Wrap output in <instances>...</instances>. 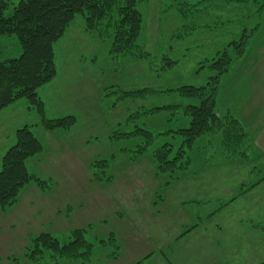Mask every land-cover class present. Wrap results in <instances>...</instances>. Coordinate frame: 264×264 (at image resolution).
<instances>
[{
	"label": "rangeland",
	"instance_id": "1",
	"mask_svg": "<svg viewBox=\"0 0 264 264\" xmlns=\"http://www.w3.org/2000/svg\"><path fill=\"white\" fill-rule=\"evenodd\" d=\"M262 5L264 0H137L135 8L141 16V29L134 42L136 49L124 54L111 52L112 28L104 27L100 32L86 33L82 17L75 16L71 29L54 45L59 80L46 88L47 100H50L53 94L70 91L74 85V95H70L72 101L56 100L57 103H66L65 111H58L56 105L52 111L74 118L64 144L71 158H45L41 165L36 163L33 168L38 174L39 168L44 172V180L51 185L50 191L54 189L57 175H63L68 180L75 179L73 206L76 209L79 207V211H72L70 223L74 222L76 228H91L84 237L93 247L89 254L78 256H57L47 251L40 255L30 254L27 239L40 234V220L46 216L41 215L40 211L36 213L34 208L35 213L22 222L20 220L24 215L16 213L12 207L4 213L0 212V264H122L118 262V255L112 259V241L107 238L113 234L110 231L118 236L121 234L119 230L124 229L129 237V229L134 230V227H129L133 225L132 222L125 221L128 211H116L121 209V202L131 208L136 204L130 202L134 201L133 198L124 195L123 199L119 198L116 181L120 177L137 175L142 177L140 184L148 186L155 184L150 180L153 178L150 176L152 172L169 179L172 173L164 172L162 175L157 172L151 155L164 144H171L174 149L181 145L182 137L170 132L188 127L189 118L184 108L191 102L181 97L178 89L207 85L217 72L215 66L211 65L224 50L231 62L228 72L218 79L215 113L219 116L227 114L224 111V97L228 81L238 74L244 62L255 57L253 49L264 41ZM242 28L248 30V43L238 54L233 43H239ZM253 28L255 31H252ZM230 42L232 45L228 47ZM139 52L146 53V56L138 57ZM62 79L70 81L63 85ZM143 89L146 91L142 92ZM154 108L160 109L147 112ZM132 110H139V116H132L129 125L125 126V117L127 119ZM34 113L31 119L36 117ZM146 133L152 134V141H149ZM202 137L187 152L190 166L178 172V175L190 180L179 183L172 194L174 204L171 208L176 210L177 202L185 200L182 203L184 206L179 204L184 215L188 210L191 214L198 210L201 215L202 212L205 215L210 213L212 217L215 215L216 220L223 222L224 226L249 224V217L244 220L243 208L247 195L244 193L252 179L249 172L260 173L257 163L262 160L254 161V154L244 146H223V136L219 132ZM142 148L145 150L141 151ZM246 152L250 155L248 161L244 158ZM53 157L59 158L54 153ZM29 170L32 173L33 169ZM88 177L92 178V186L87 184ZM155 180L157 185L158 182L161 184L159 179ZM126 184L133 182L126 180ZM57 185L58 193L61 189L66 192L69 187L65 180ZM137 191L140 196H145L143 189ZM151 196L156 197L154 192H151ZM239 198L241 200L235 206L234 202H229ZM44 199V205L51 209L52 197ZM124 212L125 216L118 215ZM114 216L119 219V230L116 227L119 222L113 219ZM168 218H172L168 220L169 225L177 223L175 216ZM147 223L149 221H144V226L135 227V243L131 247L135 252L148 246H159L161 241L169 238L170 228L152 234ZM195 223L201 224L198 220ZM209 224L202 225L206 229ZM250 224L255 227L258 220L251 218ZM47 226L50 228V224ZM50 232L61 246L71 240L69 230L50 229ZM101 240L106 241L105 244ZM77 252L81 253V250ZM117 253L120 254L119 248Z\"/></svg>",
	"mask_w": 264,
	"mask_h": 264
},
{
	"label": "crops",
	"instance_id": "2",
	"mask_svg": "<svg viewBox=\"0 0 264 264\" xmlns=\"http://www.w3.org/2000/svg\"><path fill=\"white\" fill-rule=\"evenodd\" d=\"M252 53L255 57L253 56L254 58L249 62H244L243 66L238 70V74L231 81H228L226 97H224L226 101L224 111L227 112L228 116L235 118L247 134V142L244 143V147L254 154V161L259 158L262 160L261 163H257L260 166V173L249 172L252 179L244 193L247 195L244 201V208H242L244 209V220L246 221L249 217V224L232 223L224 226L223 222L220 223L216 220L214 214V217L210 216V213L205 215L204 212L201 215L198 210H195V214L194 211L191 214L188 210L184 215L179 204L182 205L185 200H181V203L177 202L176 210L172 209V204H174L173 192L177 190L180 182L190 180L186 179V177H181V175H178V178L174 180L170 178L167 180V177L162 178L156 172L154 174L152 172L150 176L153 178L150 180L155 184L151 183L148 186L140 184L141 176L128 175L120 177L116 181L118 182L116 186L119 190L117 192L119 198L123 199V195L126 198H133L134 201L130 200V202L135 203L136 206H132V208L125 207L123 202H121V209L116 211V213L122 210L128 211L125 221L132 222L133 225L129 227H134V230L129 229V237L126 229L124 231L119 230L121 226L119 219L115 216L113 217L114 220H118L119 223L116 227L121 233L116 236L115 232H109L113 233L114 237H117L119 243L120 254L118 253V262L122 264H127L128 262L130 264H261L264 262V254H262L264 250V41L260 46L254 48ZM19 54L20 48L14 38H0V62L16 58ZM58 75L56 71L54 79L38 90L39 98L43 102L45 116L49 119L67 116L68 114H55L52 111L55 105L58 111H65L66 103L62 102L73 100L71 96L74 95L72 94L74 85L70 87V91L63 90L62 93L53 94L50 100H47L46 88L59 80ZM60 81H64L62 83L64 85L70 80L62 79ZM218 94L219 91L216 96L215 109L217 108ZM57 99L64 100L57 103ZM47 101L50 104L48 106ZM54 102L55 104H53ZM32 113V111L27 109L24 102H16L0 111V161L6 150L14 144L15 132L25 125H32L35 136L42 143L43 150L39 156L27 162V169L31 173L29 168H32L31 174L44 179L46 177L41 168L38 169L40 173L38 174L33 167H36V163L41 165L45 158L52 157L54 160L70 159L71 155L64 145L65 140H68L65 136L70 130L45 132L38 126L39 119L37 116L31 119ZM53 153L59 158H54ZM249 156L246 152L244 158L248 161V159L250 160ZM55 177L56 183H54V189L51 191L40 192L33 184L25 186L19 195L17 204L12 209L16 213L24 215L20 220L22 222L30 218L31 214L35 213V210L36 213L40 211L41 215H45L46 217L40 220V233L51 234L50 229L54 231H73L78 228H84H76L74 222L70 223L71 217L69 215L74 210L79 211V207L76 209L73 206L75 202V179L68 177V180L63 175ZM155 179H159L161 184L158 182L157 185ZM64 180L69 184L68 190L65 192V190L61 189L58 193L57 184ZM126 180H130L133 184L127 185ZM91 181L92 178L88 177L87 184L89 186H92ZM142 182L145 184L144 179ZM139 189H143V193L146 192L145 196H140L137 191ZM151 192H154L156 197L151 196ZM50 196L52 197L51 209L44 205V198ZM154 198H156V201ZM240 200L241 198L232 199L229 202H234L233 205L235 206ZM155 207L157 208L155 209ZM125 212L118 215L125 216ZM169 216L178 218L177 223L169 225L168 220L172 219L168 218ZM140 217H144V219ZM251 218L258 220V224L255 227L250 224ZM196 220L200 221V226L195 223ZM84 221L86 222L87 219ZM144 221H149L147 224H149L152 234L160 233V229L170 228L169 238L161 241L159 246H148L140 252H135L131 248L135 243V227L144 226L142 225ZM207 222L210 224L204 229L202 224ZM86 223L87 225L90 224ZM49 224L50 228L47 226ZM71 224H73L72 227H70ZM25 235H27V232Z\"/></svg>",
	"mask_w": 264,
	"mask_h": 264
},
{
	"label": "trees",
	"instance_id": "3",
	"mask_svg": "<svg viewBox=\"0 0 264 264\" xmlns=\"http://www.w3.org/2000/svg\"><path fill=\"white\" fill-rule=\"evenodd\" d=\"M136 3L137 0H0V38L12 37L20 48V54L16 58L0 62V111L23 101L29 111L35 112L39 119L38 126L43 131L71 128L74 124L73 117L46 118L43 102L38 95V90L56 76L54 45L71 29L75 16H81L86 33L100 32L104 27L112 28L111 52L132 53L136 49L134 42L140 33L142 22L135 8ZM247 33L248 30L242 28L239 43H233L238 54L242 53L243 47L248 43ZM231 45L230 42L228 47ZM145 56L146 53L143 52L138 54V57ZM230 62L224 50L211 65L215 66L217 72L207 85L178 89L179 95L191 102L184 108L189 118L188 127L169 131L182 137L177 149L167 143L152 153V162L157 172L162 175L164 172L172 173L169 178L175 179L179 171L187 170L191 162L187 152L197 139L206 134L219 132L223 136V146L234 148L237 144V148H244L247 134L241 124L227 114L217 115L214 108L218 79L228 72ZM141 91L145 92L146 89ZM158 109L160 108L147 112ZM139 113V110H132L127 119L125 117L124 125L128 126L132 116H139ZM146 134L149 141H152V134ZM42 150V143L35 136L32 125H25L15 132L14 144L6 150L0 161V212L14 207L22 189L29 184H33L40 192L51 188L49 181L29 173L27 169V162L39 156ZM143 150L145 148L141 149ZM89 229L91 228L71 231V240L62 246L50 233L29 236L27 250L30 254L40 255L47 251L66 257L87 252L89 254L93 244L85 241L84 237ZM107 240L112 241V259L116 258L119 247L114 235L109 234ZM105 242L101 240V243ZM79 249L81 253L77 252Z\"/></svg>",
	"mask_w": 264,
	"mask_h": 264
}]
</instances>
